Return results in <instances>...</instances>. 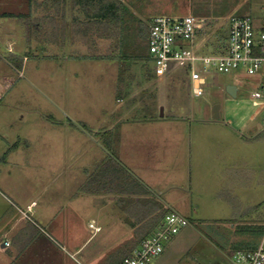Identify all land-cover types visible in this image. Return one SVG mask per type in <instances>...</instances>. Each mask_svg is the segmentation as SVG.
<instances>
[{"label":"crops","instance_id":"1","mask_svg":"<svg viewBox=\"0 0 264 264\" xmlns=\"http://www.w3.org/2000/svg\"><path fill=\"white\" fill-rule=\"evenodd\" d=\"M7 1L0 0V4L8 7L11 4ZM19 2H26L29 8L22 12L4 11L15 15L0 17V33L7 36L9 50L26 45L27 51L32 48L30 20L20 14L29 13L30 2ZM44 5L47 56L86 57L89 52L84 50L87 48L83 43L86 20L82 8L74 0H45ZM155 15L159 14L142 17L151 19ZM89 33L93 39L90 57L114 59L117 71L116 54H110L111 40L95 34L93 27ZM23 36L26 43H22ZM27 53L24 58L28 57ZM101 55L107 57L101 58ZM152 75L156 76L153 69ZM228 84H236L239 93L237 83ZM126 88L125 84V92ZM125 92L117 98L116 105L104 108L93 129L86 122L80 128L62 129L63 124H70L64 121L61 127L44 131L43 143H30L26 149L15 143L5 153L0 161V186L5 189L0 188V264H85L78 255L87 241L105 229L110 217L116 224L128 227L130 237L140 244L161 226L164 215L170 211L191 219L190 210H196L192 205L184 208L187 195L184 188L192 191L194 178L199 183L210 181L213 178L209 174H217L221 187L231 192L220 197L233 208L231 222L234 220V226L243 228L246 237L242 246L253 249L260 243L259 238L264 234V127L262 123L259 127L255 120L263 114L261 108L252 100L250 103L235 101L232 105L226 116L227 124L233 129L229 136L235 137V141L241 138V143L214 147L200 141L188 151L183 146L182 136L186 133L181 136L178 127L172 134V145L171 142L166 145L161 139L155 144L157 148L152 147L148 130L129 134L123 128L122 123L131 119L128 109L119 107L121 100L125 102L128 94ZM154 108L141 122L155 118ZM164 116L165 113L160 115ZM22 167L42 182L39 187L32 186L31 182L28 187H19L12 182L11 178L16 179ZM104 215L108 218H103ZM93 220L101 227L99 231L90 227ZM89 230L92 233L87 235ZM254 236L259 242L253 240Z\"/></svg>","mask_w":264,"mask_h":264},{"label":"rangeland","instance_id":"2","mask_svg":"<svg viewBox=\"0 0 264 264\" xmlns=\"http://www.w3.org/2000/svg\"><path fill=\"white\" fill-rule=\"evenodd\" d=\"M19 1L8 0L10 7L0 4V12L26 11L29 5ZM123 1L136 17L148 25L150 18L142 16L151 13L205 18L211 22L205 32L210 41L215 40L218 33L227 30L228 18L234 14H251L257 18L264 16V0ZM40 24L41 22L39 26ZM29 25L32 48L27 51L24 49L26 45H22L21 49L9 50L6 46L7 36L0 33V161L15 143L25 146V149L30 143H43L44 131L61 127L64 121L70 124H63L62 129L80 128L82 122H86L87 127L93 129L100 115L102 117L104 108L109 109L116 105L117 98L124 95L125 84L130 91L125 89L129 92L124 97L125 102L121 100L119 107L127 108L131 119L126 124L122 123L123 128L129 131V134L139 129L148 130L152 135V147L159 148L155 144H159L161 139H164L166 145L168 142L172 145V134L178 127L181 136L186 133L185 137H182L185 144L183 146L188 151L200 141L214 147L241 143V138H236L235 141V137L229 136L233 129L227 124L226 116L235 101L250 103L251 92L257 89L259 84L257 77L243 75L238 71L221 72L213 69V73L207 76L206 93L196 96L184 68L174 69L165 77L156 78L152 75L154 67L150 53L148 60H123L122 56L118 58L123 53L129 55L133 51L132 33L128 35L127 43L123 44V51L110 50V54L120 53L116 58V71L114 59L70 57L71 54H66L65 58L47 56L37 21L32 20ZM9 26L7 25V28H10ZM22 27L24 28L23 25ZM21 40L26 43L24 36ZM103 48L104 44L102 51ZM84 50L86 52L87 48ZM214 51V45L209 43L204 45L199 53L213 54ZM26 53L28 57L24 58ZM14 54L24 59L22 71L12 61L18 59L17 56L14 58ZM229 82L239 85L237 97H232L226 92L224 86ZM215 104H220L219 118L214 117ZM152 106L155 107L152 109L155 118L141 122L142 118L150 114ZM161 107H164V117H160ZM262 115L255 120L259 127L263 124ZM87 153L89 152L86 150ZM262 155L264 156L263 150ZM20 171L18 176H15L16 179L11 178L19 187H28L30 182L33 183L32 186L39 187L42 183L31 177L28 168L22 167ZM217 176L209 174L213 179L206 183H199L198 179L194 178L192 191H189V187L184 188L187 191L183 200L184 208L192 205L196 211L190 210L191 222L167 244L164 253L154 258L150 264H230L229 257L233 253L250 248L242 246L246 235L241 226H234L236 221L231 222V204L220 197L231 195V192L221 187L222 183ZM0 188L5 190L1 186ZM8 193L6 190V194ZM112 218L110 217L111 221L109 220L103 231L87 241L78 255L85 260V264H122L131 246L137 244V241L130 237L128 227L126 229L116 224ZM91 233L90 230L86 232L87 235ZM259 239L261 241L262 236ZM259 239L253 237L257 242ZM258 245L259 243L255 246Z\"/></svg>","mask_w":264,"mask_h":264},{"label":"built area","instance_id":"3","mask_svg":"<svg viewBox=\"0 0 264 264\" xmlns=\"http://www.w3.org/2000/svg\"><path fill=\"white\" fill-rule=\"evenodd\" d=\"M210 24L205 18L194 15L173 17L159 14L151 17L149 53L156 77L163 78L174 69L184 68L196 96L206 93L207 76L213 73V69L221 72L238 71L257 77L258 87L251 92L250 97L261 108L264 127V16H230L226 43L213 54H200V49L208 44L205 32ZM189 223L188 218L180 213L168 212L161 226L145 237L132 254L124 258L122 264H150ZM90 227L96 231L101 229L95 220L90 222ZM6 243L10 244L9 241ZM229 260L230 264H264V234L256 248L238 250Z\"/></svg>","mask_w":264,"mask_h":264},{"label":"trees","instance_id":"4","mask_svg":"<svg viewBox=\"0 0 264 264\" xmlns=\"http://www.w3.org/2000/svg\"><path fill=\"white\" fill-rule=\"evenodd\" d=\"M44 1L45 0H29L30 11L28 14H20L21 16L27 17L30 22L32 20L37 21L39 34L43 35L44 38ZM76 4L82 8L85 14L84 21V37L83 43L87 47L89 52L86 56H91L93 52V39L91 33H89L92 27L95 29V34H98L101 38L112 40L111 49L116 51H123V44L127 43V37L132 33L133 40V51L129 55L116 53V57L122 59H141L149 58V34L150 28L148 23L143 22L140 18L136 17L134 12L129 9L123 0H74ZM13 13L3 12L1 16H13ZM29 22V24H30ZM28 24V26H30ZM40 28V29H39ZM90 28V29H89ZM31 30V29H30ZM32 31V30H31ZM80 31V30H79ZM227 30L218 33L215 40H208V44L212 43L215 50L218 47L223 46L227 39ZM130 32V33H129ZM147 49V51L145 50ZM14 58L18 55L14 54ZM107 56L101 55V58ZM14 65L19 69L23 66V59L18 57L16 60H12ZM165 217V215H164ZM149 236V235H147ZM138 244V243H137ZM139 245V244H138ZM136 245L131 247L126 256L132 254ZM125 256V257H126Z\"/></svg>","mask_w":264,"mask_h":264},{"label":"water","instance_id":"5","mask_svg":"<svg viewBox=\"0 0 264 264\" xmlns=\"http://www.w3.org/2000/svg\"><path fill=\"white\" fill-rule=\"evenodd\" d=\"M226 92L229 93L232 97H237L238 95V86L236 84H228L226 86ZM214 117H220V104H215L214 108ZM161 115H164V107H161Z\"/></svg>","mask_w":264,"mask_h":264}]
</instances>
